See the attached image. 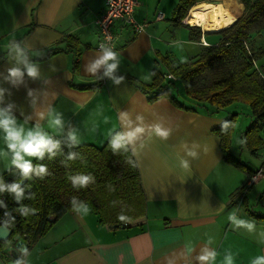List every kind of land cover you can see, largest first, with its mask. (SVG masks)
<instances>
[{
  "label": "crops",
  "instance_id": "0c3cea01",
  "mask_svg": "<svg viewBox=\"0 0 264 264\" xmlns=\"http://www.w3.org/2000/svg\"><path fill=\"white\" fill-rule=\"evenodd\" d=\"M178 1L137 0L135 19L147 24L140 32L114 22V50L121 53L118 75H130L149 84L152 69L161 70V57L174 64L182 63L176 62L178 55L168 48L181 43L187 45L188 57L199 54L204 47L200 39L191 40L185 23L172 24ZM103 8L104 0H0V87L7 90L0 105L14 103L13 112L18 119L23 120L21 112L32 116L31 126L51 104L80 129V144L97 147L105 144L113 130L121 129L122 112L128 113L134 123H139L137 116L143 117L145 125L163 122L172 133L167 140L146 134L133 155L145 197L144 217L113 227L100 223L93 210L83 217L69 211L28 249V264H198L195 257L209 238L213 240L211 247L221 254L225 250L236 254L235 264H250L256 255H264V244L258 243L255 234L234 230L228 214L239 207L238 217L254 220L257 232L264 230V221L248 215L246 197L243 202L242 195L250 174L224 161L220 138L214 132L231 115L227 109L235 103L217 112H211L214 107L206 103L195 111L184 110L167 97L149 101L146 94L126 80L120 85L107 78L97 81L86 73L85 66L99 51L95 48L99 38L95 21ZM158 12L163 14L160 20L155 18ZM184 27L189 34L183 31ZM216 33L206 32L204 40ZM65 35H73L79 41L76 58L73 52L65 51L39 60ZM258 36L259 45L264 48V23ZM13 39L42 53L30 55V59L39 64L44 79L33 81L25 76V82L18 86L3 79L15 64L7 51ZM210 44L215 43L210 41L205 46ZM94 83V88L76 87ZM29 90L33 91L35 108ZM236 114L232 132L235 150L238 136L243 133L238 129L240 117ZM253 120L251 114L245 127ZM260 137L263 143L252 154L256 157L264 153V128ZM193 145L197 146V159L186 152L185 146ZM180 157L189 160L188 170L180 168ZM251 169L256 171L257 167ZM4 171L6 165L0 162V174ZM258 198L255 203L262 205L264 198ZM10 249L12 246L8 245L0 250V264L14 263ZM17 252L20 256L19 249Z\"/></svg>",
  "mask_w": 264,
  "mask_h": 264
},
{
  "label": "trees",
  "instance_id": "16d2710c",
  "mask_svg": "<svg viewBox=\"0 0 264 264\" xmlns=\"http://www.w3.org/2000/svg\"><path fill=\"white\" fill-rule=\"evenodd\" d=\"M206 0H179L171 19L173 25L181 24L185 18L188 20L190 9L198 2ZM238 1V13L232 17V22L220 28L221 33H226L223 41L217 44L204 46L198 55L185 62L174 64L167 57H161L158 61L163 64L165 72L157 68L152 69V81L147 84L139 81L133 76H125V80L140 89L148 96L149 101L161 97H167L173 104L184 110L195 111L202 103L214 107L217 112L233 103L241 102L248 106L254 120L242 133L244 145L254 154L256 149L262 145L260 133L264 128V70L257 71L254 66V55L245 45L247 31L251 23L263 17L264 23V0H241ZM243 5L244 16L241 15ZM188 26V25H187ZM190 38L199 41L201 32L199 27L188 26ZM208 29V27H207ZM224 29V30H223ZM71 51L75 58L78 56L79 41L73 35H65L50 46L45 55L39 60H45L53 55ZM76 67L75 60L73 61ZM166 73V74H165ZM172 74L176 80H180L183 93L176 88L177 95L171 93V82H165V75ZM96 84L77 85V88H94ZM181 96V98H180ZM0 107H3L0 105ZM237 114L232 113L223 124L214 130L220 138V147L225 162L252 174L251 168L243 163L232 151V132ZM227 125V127H225ZM108 140L101 147L92 144H80L72 149L81 153L83 160L69 162L65 167L58 156L52 160L47 158L43 161L48 165L51 175L44 179L34 178L25 183L31 184V192L35 194L32 200H24L27 204L37 210L36 214L28 217L20 216L12 212L15 217V227L12 235L7 241L0 240V250L10 245L13 236L23 241L28 249L42 237L63 214L72 211L71 199L73 196L86 201L92 210L98 214L99 222L107 225H128L145 216V197L142 191L138 166L132 152L114 155L108 147ZM66 154L68 149L62 144ZM129 160L134 163H129ZM35 162V161H34ZM91 173L95 177V183L87 188L74 189L68 180L70 175L77 173ZM6 182H11L16 177L7 171L2 173ZM109 185L114 191L109 190ZM243 202H245V198ZM4 199L8 209L18 207L10 196H0ZM5 209H0V219H3ZM131 217V222H121L118 215ZM248 215L254 219L264 221V214L251 210L246 204ZM54 219L50 220L49 216Z\"/></svg>",
  "mask_w": 264,
  "mask_h": 264
},
{
  "label": "clouds",
  "instance_id": "9594fccd",
  "mask_svg": "<svg viewBox=\"0 0 264 264\" xmlns=\"http://www.w3.org/2000/svg\"><path fill=\"white\" fill-rule=\"evenodd\" d=\"M7 51L8 57L14 59L15 64L8 68L7 75L3 77L6 82L12 86H18L25 82V76L33 81L44 79L39 64L30 59V55H41L40 51L32 50L23 41L15 39L10 41ZM120 66L121 53L114 50V46L110 42H102L99 44V51L95 54V58L90 59L86 64L85 71L94 76L97 81L107 78L112 84L120 85L125 80L124 75L117 74L120 72ZM255 67L259 71V65L256 64ZM6 91L0 87V104L3 103ZM28 96L33 98L31 103L35 108V97L32 90L28 91ZM14 108L15 105L11 102L0 107V141L3 142V147H0V162L5 163L6 171L11 176L16 177L11 182H6L4 175L0 174V196L7 194L18 205V207L9 210L5 200L0 199V209H5L3 219H0V229L5 232L15 227L16 220L12 212L23 217L36 214L35 208L23 203L24 200L35 198V194L31 192V184L25 182L32 181L34 178L44 179L45 176L51 175L48 165L43 163L46 158L52 160L63 156L61 163L65 167L69 166V162L83 160L81 153L72 150L81 143L80 129L70 120H66L62 112L48 104L40 113V119L35 120L29 126L32 116L24 115L21 112L23 120H20L14 114ZM136 120L139 123H134L128 113H121V129L113 130L108 141V147L114 155L129 152L136 155L137 145L146 134L149 137L154 136L161 140H167L172 133V129L165 126L163 122L158 121L151 125H145L142 116H137ZM244 142V140H240L241 144ZM62 144L68 149L66 154L61 147ZM185 147L188 156L192 159L198 158L199 153L196 151V145L191 148ZM129 163L134 162L129 160ZM179 166L188 170L189 160L180 157ZM68 180L74 189L87 188L90 184L95 183V177L91 173L81 172L70 175ZM109 190L114 191V188L109 185ZM70 203L72 210L81 217L92 211L86 201L80 200L76 196L72 197ZM240 211L241 209L237 207L228 214V221L233 229H243L249 234H255L258 243L264 244V230L257 232L254 220L238 217L237 213ZM118 219L121 222H131V217L123 214V211L118 215ZM212 244L213 240L209 238L201 247L199 254L195 257L198 264H217L218 258L221 256L219 264H235L236 254L231 250H225L221 254L216 248L211 247ZM19 252L21 255L14 261V264H28V248L21 246ZM250 264H264V255H256L250 260Z\"/></svg>",
  "mask_w": 264,
  "mask_h": 264
},
{
  "label": "rangeland",
  "instance_id": "374dc122",
  "mask_svg": "<svg viewBox=\"0 0 264 264\" xmlns=\"http://www.w3.org/2000/svg\"><path fill=\"white\" fill-rule=\"evenodd\" d=\"M206 1H213V0H206ZM239 1L241 2V0H239ZM199 3L200 2H198L197 4H199ZM237 13H238V6H237ZM244 13H245V7L243 5V9H242L241 15L239 16L238 19H241L244 16ZM231 22H232V17H231ZM262 22H263V17L259 18L255 22L251 23V26H250L249 30L247 31V39L245 41V45L249 48L251 53L254 55V66L256 64L259 65V71L264 70V52H263L264 48L260 47V45H259L260 44V39H259V36H258L259 29H260V27L263 24ZM187 23H188V21H187ZM197 27H199V26H197ZM207 27L208 26H204V30H206ZM223 27L224 26H222L220 28H223ZM220 28L213 29L211 27H208V30L210 29V30H214L213 32H217V31H219V32H217L216 34L209 35L208 36L209 38L206 36L205 37L206 45L209 44L210 41L212 43L217 44V43H219V42L224 40V38L226 37V33H223V32L221 33L222 30H219ZM186 29L187 28L184 27L183 31H185L186 34H189V31H187ZM199 29H200V32L202 34L201 27H199ZM178 38L179 37H177V39ZM207 38L211 39V40H207ZM186 46L187 45L178 43L177 45H174V47L168 48L169 50H172V52L174 54L178 55L177 59H176V62H178V61L184 62L187 59L191 58V57H188V53H190V51L188 50V48ZM203 46H205V45L203 44ZM160 66H161V71L164 73L165 72V68L163 67V65H160ZM164 80H165V82L169 81L167 78H165ZM171 83L172 84L170 85L171 86L170 90H171V93L173 95H177L176 89H178L181 94L183 93V86H182V83H181L180 80H174ZM174 88H176V89H174ZM180 98H181V96H180ZM227 111L231 112V114L232 113H238V115L240 117L239 118V122H238V129L242 130V132H244L246 130V127H245L246 125L245 124L249 123V119H250V116H251V112L246 107V105L244 103H241V102L240 103H235V104L229 106ZM239 139L242 140L240 135L238 136V140ZM240 140L238 142L236 140V138H235V142L237 141V149L235 150L234 149L235 144H234V138H233V140H232V151H233V154L236 157H238L242 162H244L247 166H249L251 168H256L257 167V169L260 168L261 164L263 162L264 153L261 156H259V157H256V156L252 155L250 153V151L247 149V147L244 145V143L243 144L240 143ZM243 148H244V150L242 152L241 149H243ZM246 192H248V193H246ZM244 196L246 197V201H247L248 207L251 210H253L255 212H258V213L261 212V213L264 214V204H263L264 202L262 203V205H258L257 203H255V200L257 201V198L259 196H260L259 198H264V172L261 175V178L259 179V181H257L256 183H254L250 187L246 186V188L244 189L242 197H244Z\"/></svg>",
  "mask_w": 264,
  "mask_h": 264
},
{
  "label": "built area",
  "instance_id": "2783aa9c",
  "mask_svg": "<svg viewBox=\"0 0 264 264\" xmlns=\"http://www.w3.org/2000/svg\"><path fill=\"white\" fill-rule=\"evenodd\" d=\"M137 5V0H104V8L102 12L99 13L95 21L99 34V38L95 46L97 50H99V44L102 42H110L115 48L116 35L113 32V24L115 21H120L124 26L132 27V29L137 32H140L145 28L147 25L145 22H138L135 19L134 13ZM155 18L156 20H160L163 18V14L158 12ZM182 22L185 23L184 19ZM204 34L205 32L202 29L200 41L206 45L203 37ZM164 78L176 80V77L172 74L165 75ZM263 170L264 156L261 167L249 175L246 185L250 187L256 183L261 178Z\"/></svg>",
  "mask_w": 264,
  "mask_h": 264
},
{
  "label": "bare ground",
  "instance_id": "6f19581e",
  "mask_svg": "<svg viewBox=\"0 0 264 264\" xmlns=\"http://www.w3.org/2000/svg\"><path fill=\"white\" fill-rule=\"evenodd\" d=\"M237 5L238 0H213L195 4L189 11L187 21L191 25L202 27L203 30L204 26L218 29L231 23V17L237 13ZM204 32L213 31L206 28Z\"/></svg>",
  "mask_w": 264,
  "mask_h": 264
},
{
  "label": "water",
  "instance_id": "95a60500",
  "mask_svg": "<svg viewBox=\"0 0 264 264\" xmlns=\"http://www.w3.org/2000/svg\"><path fill=\"white\" fill-rule=\"evenodd\" d=\"M219 32V31H217ZM206 33V32H205ZM50 220H53L54 217L53 215L49 216ZM113 227H117L118 225H111ZM123 225H121V227H123ZM12 235V229L9 230L8 232H5L3 229H0V240L1 241H7ZM10 245L12 246V249H10V256L12 257V259L15 261L16 259H18L20 256L18 255L17 250L21 248V246L26 247V245L23 243V241L21 239H19L16 236H13L10 242ZM14 264V263H11Z\"/></svg>",
  "mask_w": 264,
  "mask_h": 264
}]
</instances>
